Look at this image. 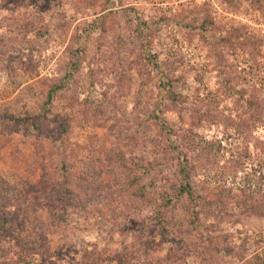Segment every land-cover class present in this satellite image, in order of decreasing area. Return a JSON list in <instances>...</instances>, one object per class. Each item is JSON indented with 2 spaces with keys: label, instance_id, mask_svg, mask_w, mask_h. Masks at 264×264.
Listing matches in <instances>:
<instances>
[{
  "label": "rangeland",
  "instance_id": "rangeland-1",
  "mask_svg": "<svg viewBox=\"0 0 264 264\" xmlns=\"http://www.w3.org/2000/svg\"><path fill=\"white\" fill-rule=\"evenodd\" d=\"M0 184V264H264V0H0Z\"/></svg>",
  "mask_w": 264,
  "mask_h": 264
},
{
  "label": "trees",
  "instance_id": "trees-1",
  "mask_svg": "<svg viewBox=\"0 0 264 264\" xmlns=\"http://www.w3.org/2000/svg\"><path fill=\"white\" fill-rule=\"evenodd\" d=\"M96 0H93L95 2ZM60 87L58 84H51L49 86V90L46 96V101L39 106L40 112L36 115H32L30 117H26L25 119H22L19 124H23L25 126H33L36 131H38L39 135L42 136V130H44V126L46 122L50 121L52 118V110L50 108V105L54 101L56 93L59 91ZM33 124H31V123ZM63 136L65 134V130H62ZM38 135V134H37ZM60 143H64L61 142ZM66 142L63 144V147H65ZM66 151V148L63 149ZM182 173H185L184 169L180 170ZM47 173V172H46ZM45 173V175H46ZM48 177V176H47ZM187 176H185L186 178ZM47 179V178H46ZM49 179V177H48ZM21 184L26 186L27 190L29 191H40V192H45L48 193L50 190V186H45L43 185H30L27 181L22 180ZM1 185V184H0ZM3 189V187H0ZM87 188V187H86ZM81 189H85L84 186H81ZM194 186L192 181L187 177V179L184 182L178 183L177 187L175 188L176 190V197L177 199H184L185 206H190V203H192V208H191V213L193 215V223L196 224V222H200L198 218L200 217L199 215L201 214L200 211L197 210V208L201 205H204V202H198L196 201V198H194ZM54 194V193H53ZM18 197L17 195H14L12 192H6L3 196H0L1 201H5V204L3 205H10L11 199H16ZM22 201V200H21ZM173 201V198H167L165 205L171 204ZM1 207V206H0ZM34 208V207H32ZM258 208L264 209V200L260 204ZM14 212L10 211H1L0 208V230L1 233H10L12 235L13 240L15 243L23 245L25 249L32 250L36 246V240L41 239L42 237L46 236V234L50 231L49 227L52 225L51 222L50 224L43 222L36 216H29V214H21V216H15ZM232 250L230 248H225V252L229 253ZM210 260V259H209Z\"/></svg>",
  "mask_w": 264,
  "mask_h": 264
}]
</instances>
